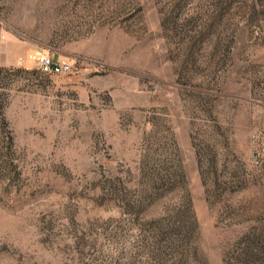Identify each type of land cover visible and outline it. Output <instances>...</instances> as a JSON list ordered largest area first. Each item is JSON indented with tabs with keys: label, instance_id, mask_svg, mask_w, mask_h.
<instances>
[{
	"label": "rangeland",
	"instance_id": "obj_1",
	"mask_svg": "<svg viewBox=\"0 0 264 264\" xmlns=\"http://www.w3.org/2000/svg\"><path fill=\"white\" fill-rule=\"evenodd\" d=\"M0 264H264V0H0Z\"/></svg>",
	"mask_w": 264,
	"mask_h": 264
},
{
	"label": "built area",
	"instance_id": "obj_2",
	"mask_svg": "<svg viewBox=\"0 0 264 264\" xmlns=\"http://www.w3.org/2000/svg\"><path fill=\"white\" fill-rule=\"evenodd\" d=\"M38 68L46 74L59 75L69 73L72 65L56 61L53 56L46 53H39L37 57Z\"/></svg>",
	"mask_w": 264,
	"mask_h": 264
}]
</instances>
